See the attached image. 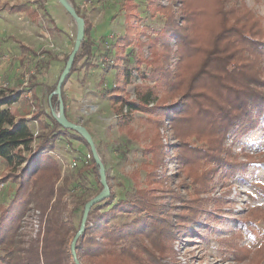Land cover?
I'll use <instances>...</instances> for the list:
<instances>
[{"label":"trees","instance_id":"trees-1","mask_svg":"<svg viewBox=\"0 0 264 264\" xmlns=\"http://www.w3.org/2000/svg\"><path fill=\"white\" fill-rule=\"evenodd\" d=\"M168 1L164 5L160 0H148L151 14H163L165 25L157 33L147 26L141 29V40L136 43L140 57L136 70L139 73L143 64L151 68L147 76L139 75L141 82L135 85L139 101L124 98L116 107L121 114V127H129L135 112L146 113L150 127L144 151L151 158L150 163L143 165L146 186L139 184L137 173L134 175L135 184H138L134 199H122L111 205L110 196L92 208L84 234L76 246L81 263L166 264L164 260L172 256V244L177 235L186 237L200 228L212 232L208 220L212 224L219 223V217L212 213L203 217L211 203L219 212L228 203L224 199L205 197L217 179L222 182L237 178L248 180L246 173L252 166L264 169V157L259 159L255 154L242 153L244 158H241L233 146L227 144L231 136L240 141L264 129L261 18H257L245 2ZM33 2L47 13V0ZM70 2L86 20L85 39L71 75L81 70L89 71L96 51L93 24L74 0ZM129 5L131 9L126 13L129 27L123 39L126 45L132 43L131 17L139 18L138 14H132L131 2ZM22 48L27 50L24 45ZM147 54L152 58H146ZM68 58L69 55L65 63ZM40 61L49 66L48 61ZM64 68L49 94L51 124L39 122L42 131L37 135L25 120L17 121L12 111L5 108L15 103L19 96L0 101V158L7 162L11 171L3 180L16 185L11 202L0 208V264H70L73 258L71 243L81 224L75 226L73 215L93 198L84 195L88 191L86 172L92 171L102 190L99 166L82 136L75 133L87 147L92 163L81 168L75 176L63 177L60 164L49 154L55 149V141L70 131L52 115V111L59 110L58 96L50 98ZM29 76L31 91L38 79L47 77L41 69ZM131 82L132 73L127 71L124 83ZM64 86L62 99L70 120ZM166 132L174 140L166 143ZM169 163L175 166L172 172L168 170ZM159 169L164 170L163 177L158 174ZM61 179L63 185L58 186ZM255 187L261 186L255 184ZM261 189L264 192V188ZM69 192H73L75 199L71 211L65 198ZM32 208L41 211L40 223L45 222V227L43 236L41 230L35 238L29 236L28 239L23 228ZM119 215L133 218L122 225L112 223ZM199 222L204 224L197 226ZM246 225L244 220L240 221V232L222 238L221 243L238 263L261 264L264 239L254 249L240 243ZM245 233L249 238L255 235L251 228H246Z\"/></svg>","mask_w":264,"mask_h":264},{"label":"rangeland","instance_id":"rangeland-1","mask_svg":"<svg viewBox=\"0 0 264 264\" xmlns=\"http://www.w3.org/2000/svg\"><path fill=\"white\" fill-rule=\"evenodd\" d=\"M50 1L47 0L46 11L51 18L57 21L58 25L53 20L46 21L47 15H42L45 20L40 19V30L43 35L39 40L42 42V48L47 46L55 54L51 56L52 60H59L57 69H55L56 66H52L54 70H49L44 66L45 63L44 65L41 62L38 63L37 57H32V54L26 51H22L23 55L21 56L19 47H15L13 51L5 52L3 48L6 38L0 35L2 44L0 50V101L7 98L8 95L19 96L16 101L19 103L14 106L13 113L19 114L20 111H23L31 114L29 119L32 121L31 128L35 135L42 131L39 122L51 124L48 119L51 113L48 101L52 87L41 86L38 91L40 97L33 98L30 92L31 88L26 84L31 78L29 75L35 70L41 69L46 73L48 79L52 75L50 79L54 85L66 64L65 57L70 55L74 49L77 36L76 22L57 0ZM74 1L81 13L85 14L87 20L93 24L92 38L95 41L96 58H94L93 67L89 71L74 72L65 83L64 89L66 93L69 92L68 115L72 122L85 126L91 133L106 168L107 180L111 189L110 204L113 205L122 199H134L138 187V184H135V174L138 173L139 184L142 187L146 186V171L143 165L146 162H151L150 155L144 151V146L149 141L146 132L150 127L146 120V113L135 112L129 127H121L119 123L121 114L118 113L116 107L124 98L134 102L139 101L135 85L141 82L139 75L147 76L151 66L143 64L141 71L137 72V62L140 57L137 54L136 43L141 40L139 37L142 36L141 29L144 26L150 27L154 33L159 32L165 25V16L163 14L153 16L148 8V0ZM160 1L164 5L169 2L168 0ZM130 2L134 6L132 14H138L141 20L131 17L133 22L132 43L126 45L123 39L129 27L126 13L131 9ZM232 2L238 4L245 2L257 18H261L260 21L264 29V0H232ZM51 4L58 6L59 11H55ZM57 26L60 30L57 29ZM152 36L155 37V34ZM55 37L57 38L55 39ZM28 44L38 46L34 43ZM145 50L148 51V47H145ZM145 56L148 59L152 58L150 54ZM52 64L54 63L52 62ZM127 71L132 73V82L129 85L124 83ZM148 83L152 85V82ZM127 109L126 107L125 111ZM67 134L55 141V149L49 153L60 164L63 177L75 176L81 168L92 163L87 147L75 137V132L69 131ZM166 137L167 139H164L166 143L174 140L172 136L170 137L169 132H166ZM227 144L232 145L234 152L241 158H244L242 153H250L262 159L264 157V129L260 128L240 141L234 140V137L231 136ZM33 147H35V143ZM30 155L28 154V156ZM168 168L172 172L175 166L169 163ZM9 172L11 171L7 162L0 158V208L8 206L16 191L14 183L3 180V177ZM158 174L163 177L164 170L159 169ZM85 175V185L88 190L87 194L84 193L85 198L94 197L102 191L101 187L96 184L92 171L86 172ZM246 178L248 180L237 178L228 182L217 179L205 197L211 200L224 199L228 203L222 207V212L216 211L214 204L211 203L203 217L206 218L208 213H212L219 217V223L212 224V221L208 220L207 224H211L212 232L200 228L196 233L186 235V237L177 235L172 244V256L164 260L166 264H252L250 261L238 263L230 253L225 251L226 245L221 243L222 238L240 232V221L243 220L247 225L242 231V234H245L243 240L240 241L242 245L254 249L264 239V192L261 189L264 188V169L254 165L246 173ZM255 184L261 187L256 188ZM57 185L62 186L63 180L61 179ZM72 194L73 192H69L65 196L70 211L75 200ZM83 212L84 209L80 207L73 215L76 227L81 222ZM132 218V216L119 215L112 220V223L122 225L130 222ZM43 219L46 220V216ZM41 220V211L32 208L23 228V233L28 236V239L29 236L35 238L41 230V236H43L45 222L41 224ZM201 224L204 223L199 222L197 226ZM246 228H251L255 232L253 238H249V234L245 233ZM70 264H74L72 257ZM261 264H264V261Z\"/></svg>","mask_w":264,"mask_h":264},{"label":"crops","instance_id":"crops-1","mask_svg":"<svg viewBox=\"0 0 264 264\" xmlns=\"http://www.w3.org/2000/svg\"><path fill=\"white\" fill-rule=\"evenodd\" d=\"M50 1V0H49ZM52 1V0H51ZM50 1V2H51ZM51 6L54 8L55 11L58 10V6H55L54 4H51ZM47 15L46 16V21H54L56 25L57 21L54 20L53 18L50 17L49 14H47L44 10L40 9L38 4L33 2V0H0V35L6 38V41L4 43V50L5 52L13 51L15 47H19L21 49V56L23 55L22 51H26L28 53L32 54V57H37V62L40 63V60H45L48 61L49 70H54L52 66H56L55 69H57L59 60H52L51 56L55 55L51 49H49L47 46L41 45V41L39 40L40 36H42V31L40 30V19L43 21L45 20L42 15ZM44 23V22H43ZM56 27V26H55ZM57 29L58 26H57ZM48 30V28H47ZM60 30V29H59ZM51 37V33L49 34ZM57 37H55L56 39ZM43 39V38H42ZM28 43H34L38 45L37 47L35 46H30ZM22 45L26 46L27 50L22 48ZM62 47V46H61ZM60 47V48H61ZM63 49V47L61 48ZM19 51V50H18ZM20 56V57H21ZM56 58V57H55ZM58 58L60 59L61 56L59 55ZM66 58V57H65ZM52 62L54 64H52ZM48 70V72H49ZM33 73V72H32ZM50 75V74H49ZM48 75V76H49ZM52 75H50V78ZM46 78H41L36 81V86L33 91H30L33 95V98L37 99L40 97L38 95V91L40 90L41 86H50L53 87L54 85L52 84V80ZM41 84V85H40ZM53 85V86H52ZM43 86V87H44ZM50 87H47L50 89ZM31 88V87H30ZM32 90V88H31ZM28 96V94H27ZM69 96V92H67V98ZM10 96L8 95L7 98ZM7 98L3 99L6 100ZM19 103L15 102L13 105L10 106H5V108H8L12 111L14 106ZM49 103V101H48ZM50 107V105H49ZM69 107V106H68ZM15 116V119L17 121L25 120L31 131L32 130V125L30 121V117L32 116L29 113L20 111L19 114L13 113ZM37 122V121H36Z\"/></svg>","mask_w":264,"mask_h":264},{"label":"water","instance_id":"water-1","mask_svg":"<svg viewBox=\"0 0 264 264\" xmlns=\"http://www.w3.org/2000/svg\"><path fill=\"white\" fill-rule=\"evenodd\" d=\"M59 4L67 11V13L71 16V18L76 22L77 24V36L75 40L74 49L69 55L68 61L66 62L65 68L59 78L56 90L50 95V98L54 95L58 96V99L60 101V106L58 111H52V115L55 118V120L64 128L68 129L70 131H73L80 136H82L86 142L89 144L91 151L93 153L94 160L96 164L99 166V172H100V181L102 185V191L90 199L87 204L85 205L83 216L81 219L80 229L75 235L72 243H71V252L73 256V260L75 264H81L77 252H76V246L80 239V237L84 234V231L86 229V224L88 222L89 213L92 210L94 206L97 204L103 202L104 200L108 199L111 196V189L107 180V174H106V168L105 165L98 153L97 147L95 145L94 139L89 132V130L80 124H77L75 122H72L69 120L65 113V106L62 99V92H63V85L67 82V78L71 73L74 61L76 56L79 54L82 43L85 39V24L86 20L77 13L76 9L74 8L73 4L69 0H57Z\"/></svg>","mask_w":264,"mask_h":264},{"label":"built area","instance_id":"built-area-1","mask_svg":"<svg viewBox=\"0 0 264 264\" xmlns=\"http://www.w3.org/2000/svg\"><path fill=\"white\" fill-rule=\"evenodd\" d=\"M2 49V44H1V40H0V50ZM29 82V80H28ZM28 82L26 83L28 85ZM2 187H4V184H2Z\"/></svg>","mask_w":264,"mask_h":264}]
</instances>
